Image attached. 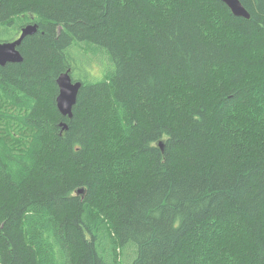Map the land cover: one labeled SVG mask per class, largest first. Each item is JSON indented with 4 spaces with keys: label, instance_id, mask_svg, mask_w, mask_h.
Wrapping results in <instances>:
<instances>
[{
    "label": "trees",
    "instance_id": "16d2710c",
    "mask_svg": "<svg viewBox=\"0 0 264 264\" xmlns=\"http://www.w3.org/2000/svg\"><path fill=\"white\" fill-rule=\"evenodd\" d=\"M240 2L249 18L220 0H0V31L38 24L0 66V264H264V0ZM74 43L109 73L72 77L69 118Z\"/></svg>",
    "mask_w": 264,
    "mask_h": 264
},
{
    "label": "water",
    "instance_id": "95a60500",
    "mask_svg": "<svg viewBox=\"0 0 264 264\" xmlns=\"http://www.w3.org/2000/svg\"><path fill=\"white\" fill-rule=\"evenodd\" d=\"M225 3L235 16L249 18L248 11L241 4L240 0H220ZM38 30V24L29 23L23 26L19 35L9 41H0V66L6 63H16L23 60L19 51V46L26 36L34 34ZM58 94L56 96V106L63 116L72 117V108L77 100L78 92L81 88V81H73L71 70L68 69L56 79ZM66 128V123H61ZM163 143L160 141L159 146L162 148ZM76 194H83V189L76 190Z\"/></svg>",
    "mask_w": 264,
    "mask_h": 264
},
{
    "label": "rangeland",
    "instance_id": "374dc122",
    "mask_svg": "<svg viewBox=\"0 0 264 264\" xmlns=\"http://www.w3.org/2000/svg\"><path fill=\"white\" fill-rule=\"evenodd\" d=\"M18 27L13 26L11 29H5L0 31V41L6 40L9 37L13 36V39L17 36L18 33L15 34V30ZM20 31V30H19ZM15 34V35H13ZM71 54L75 59V68L73 69L71 75L75 79H86V78H93V79H103L108 75L107 72L108 68V60L106 55L101 51L93 52L90 47L81 43V44H73L70 49ZM106 62V63H103ZM96 81V80H95ZM122 256L119 258L120 264H127L131 261V255ZM130 254V250H128ZM127 256L128 259H127Z\"/></svg>",
    "mask_w": 264,
    "mask_h": 264
}]
</instances>
